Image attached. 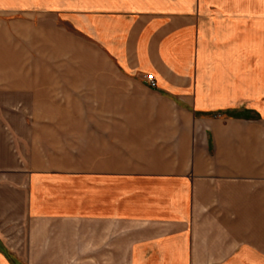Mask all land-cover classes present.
Returning a JSON list of instances; mask_svg holds the SVG:
<instances>
[{
    "label": "crops",
    "instance_id": "0c3cea01",
    "mask_svg": "<svg viewBox=\"0 0 264 264\" xmlns=\"http://www.w3.org/2000/svg\"><path fill=\"white\" fill-rule=\"evenodd\" d=\"M0 264H264V0H0Z\"/></svg>",
    "mask_w": 264,
    "mask_h": 264
},
{
    "label": "rangeland",
    "instance_id": "374dc122",
    "mask_svg": "<svg viewBox=\"0 0 264 264\" xmlns=\"http://www.w3.org/2000/svg\"><path fill=\"white\" fill-rule=\"evenodd\" d=\"M214 8L215 6H211L207 9L206 13L208 17L216 16L217 13ZM254 8L260 9L258 6H254ZM222 14L225 17L231 16V13L226 14L225 12H222ZM243 18L245 19L242 21V32L247 33L249 28L248 15H244ZM64 24L66 30H68L64 35H59L56 30L50 29L51 32L49 33V37L51 44L57 46L56 48L51 47L49 49L51 60H56L58 58L60 63V65L51 63L50 66L52 71L85 72L116 70L103 58L99 51L90 47L89 43H87L84 38L81 40L74 36L79 33L73 30L72 25L68 21Z\"/></svg>",
    "mask_w": 264,
    "mask_h": 264
},
{
    "label": "built area",
    "instance_id": "2783aa9c",
    "mask_svg": "<svg viewBox=\"0 0 264 264\" xmlns=\"http://www.w3.org/2000/svg\"><path fill=\"white\" fill-rule=\"evenodd\" d=\"M144 79L147 81V83L149 84L150 87H155V80L153 78V76L151 74L149 75H145Z\"/></svg>",
    "mask_w": 264,
    "mask_h": 264
}]
</instances>
